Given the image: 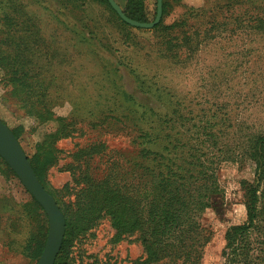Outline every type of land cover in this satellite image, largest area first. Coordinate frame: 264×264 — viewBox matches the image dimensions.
I'll return each instance as SVG.
<instances>
[{
	"label": "rangeland",
	"instance_id": "374dc122",
	"mask_svg": "<svg viewBox=\"0 0 264 264\" xmlns=\"http://www.w3.org/2000/svg\"><path fill=\"white\" fill-rule=\"evenodd\" d=\"M20 1L26 5L20 16L24 17L25 12L38 19L37 38L41 39L42 51L53 53H42L26 64L30 71H40L42 79L51 78L52 90H45L41 105L48 106L53 118L40 121L26 112L5 83L7 68L12 69L5 63H0V117L18 131L29 158L36 153L37 143L59 128V117L71 121L68 128L72 135L58 139V161L43 178L61 205L74 199L76 179L86 175L96 182L121 181L124 189L134 195L150 185L152 170L157 168L155 152L168 155L170 149L163 148L162 140L147 142L139 138L131 120L145 108L172 114L178 104L181 113L195 117L187 127L194 121H218L214 128L222 133L220 145L241 142L243 134L264 131V26L260 20L264 17V0H239V4L228 7L225 5L229 0H201L200 4L188 0L203 9L192 20L202 43L182 65L155 55L153 44L159 36L152 28L133 26L135 40L126 41L110 17L109 7L100 0H84L73 6L59 0ZM116 1L122 7L126 0ZM6 2L0 0V52L11 53L14 43L5 37L14 34L17 38L24 32L21 23L6 26ZM152 4L150 0V9ZM183 11L177 7L166 22ZM20 40L30 42L29 38ZM31 47L35 49V45ZM46 55H52V61ZM129 62L146 67L150 75L158 73L155 80L169 91L163 100L139 86ZM20 74L23 80H33L21 70ZM36 105L40 107L39 99ZM191 133L185 134L186 140ZM87 148V152H80ZM213 150L218 152V148ZM217 173L223 197L218 205L207 207L200 215L207 238L204 264H226V231L247 219L241 181H253L254 164L226 160L220 163ZM27 197L20 179H9L0 171V264L38 261L26 251L30 225L18 202ZM115 232L110 219L102 216L89 232L74 240L69 260L72 264H132L146 257L139 232L120 240Z\"/></svg>",
	"mask_w": 264,
	"mask_h": 264
},
{
	"label": "trees",
	"instance_id": "16d2710c",
	"mask_svg": "<svg viewBox=\"0 0 264 264\" xmlns=\"http://www.w3.org/2000/svg\"><path fill=\"white\" fill-rule=\"evenodd\" d=\"M100 1L109 7L110 17H113V22L121 29L125 40L134 41L131 31L133 26L120 17L108 0ZM149 1L126 0L122 8L130 18L151 21L157 13V0H153L152 9L149 7ZM59 2H71L73 6L83 4L84 0ZM239 3V0H229L225 6ZM6 4L8 9L3 16L6 26L9 28L11 23H21L20 28L24 33L19 34L18 39L14 34L5 37L14 43L15 49L14 53L0 52V63L3 66H12V69L7 68L5 83L26 107L28 114L35 115L40 121H46L53 118V115L48 106L41 103L45 90H52L51 78L42 79L39 76L40 71H30L31 67L26 64L42 53H53L42 51L41 39L37 38L40 26L35 14L27 13L26 16L24 12V17H21L20 12L24 11L26 5L20 0H7ZM177 7L184 8V11L171 22H166ZM202 11V8L189 6L183 0H163L162 18L150 29L159 36V40L153 44L155 55L174 65H182L187 58L192 57L202 43L199 33L193 29L192 20ZM260 20L264 26V17ZM24 38H29L30 42L24 44L25 41L20 40ZM5 41L7 40L2 42ZM34 45L35 49L31 47ZM46 58L52 61L53 57L46 55ZM129 67L139 86L153 97L163 100L164 94H168L169 91L163 89L155 80L158 73L150 75L151 73L145 71L146 67L130 62ZM19 69L33 80H23ZM38 99L40 107L36 105ZM145 109L147 110L130 119L137 127L139 138L147 142L162 140L163 148L170 151L168 155L165 152H155L153 160L157 168L152 170L150 185L139 190L138 195L126 191L121 181L96 182L86 175L81 177V180L76 179L73 186L74 199L61 205L56 193L46 188L43 178L47 169L58 161V139L72 135V130L68 128L71 121L59 117V128L37 143L36 153L29 159L41 183L56 198L67 221L65 238L55 264H72L69 256L74 240L89 232L105 215L116 230L117 240L127 234L140 233L146 257L137 258L132 264H204L203 247L207 238L203 234L200 215L207 207L218 205L223 197L217 170L220 163L226 160L243 163L251 161L254 164L253 181H241L247 219L226 231L227 243L223 250L226 264H264V131L248 133L245 136L243 134L241 142L231 141L220 145L222 133L214 128L218 121H194L187 127V122L195 117L191 116L189 119L181 113L178 104H175L172 114H158L154 109ZM186 128L188 130H185ZM12 130L19 139L18 131ZM187 132H192L189 140L185 137ZM216 148L218 152H214L213 149ZM88 150L89 148L81 149L80 152ZM172 152L176 154L170 155ZM0 171L9 179L19 180L18 175L1 156ZM24 188L28 197L20 200L18 204L30 225L26 251L32 260L37 261L47 240L48 216L43 206L25 186Z\"/></svg>",
	"mask_w": 264,
	"mask_h": 264
},
{
	"label": "water",
	"instance_id": "95a60500",
	"mask_svg": "<svg viewBox=\"0 0 264 264\" xmlns=\"http://www.w3.org/2000/svg\"><path fill=\"white\" fill-rule=\"evenodd\" d=\"M120 17L135 27L153 28L163 12V0H157V13L151 21H138L128 17L116 0H108ZM0 156L18 175L32 196L43 206L48 216V235L42 254L36 264H55L66 234V217L56 198L38 178L25 149L12 128L0 117Z\"/></svg>",
	"mask_w": 264,
	"mask_h": 264
},
{
	"label": "crops",
	"instance_id": "0c3cea01",
	"mask_svg": "<svg viewBox=\"0 0 264 264\" xmlns=\"http://www.w3.org/2000/svg\"><path fill=\"white\" fill-rule=\"evenodd\" d=\"M183 2L185 3V4H187V5H189V6H193L191 3H189V1L188 0H183ZM195 4H200L202 1L201 0H195Z\"/></svg>",
	"mask_w": 264,
	"mask_h": 264
}]
</instances>
